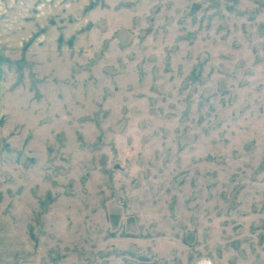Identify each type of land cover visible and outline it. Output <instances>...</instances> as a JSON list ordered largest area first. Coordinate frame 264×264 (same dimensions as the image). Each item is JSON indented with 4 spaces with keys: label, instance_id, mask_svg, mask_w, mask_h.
Returning a JSON list of instances; mask_svg holds the SVG:
<instances>
[{
    "label": "rangeland",
    "instance_id": "rangeland-1",
    "mask_svg": "<svg viewBox=\"0 0 264 264\" xmlns=\"http://www.w3.org/2000/svg\"><path fill=\"white\" fill-rule=\"evenodd\" d=\"M24 1L0 264H264V0Z\"/></svg>",
    "mask_w": 264,
    "mask_h": 264
},
{
    "label": "crops",
    "instance_id": "crops-1",
    "mask_svg": "<svg viewBox=\"0 0 264 264\" xmlns=\"http://www.w3.org/2000/svg\"><path fill=\"white\" fill-rule=\"evenodd\" d=\"M18 1H23V2H25L24 0H0V4H2V5H6V6H11V5H13V4H15V3H17V5H16V7H15V9H16V11L17 10H19V5L20 4H23V2H18ZM2 5H1V7H2ZM14 6V5H13ZM0 7V8H1ZM14 11H11V13H13ZM23 11H20L19 13H22ZM0 18H1V16H0ZM10 28V27H9ZM4 29H8V27H3V23H2V21L0 20V34H1V32L4 30ZM0 222H2V221H0ZM1 224V223H0ZM9 228L7 227V231H5L6 233H8V234H6V237L7 238H10L11 240H13L15 237H17V236H15L14 234H15V232L14 231H12V230H8ZM3 237V231L2 230H0V238H2ZM19 239V238H18ZM16 242H18L17 241V239H16ZM15 242V244L18 246V244ZM2 249L5 251V253L7 254V256L8 257H6V260H11V261H9V263L10 262H12L14 259H18V253L16 252L15 254L13 253V249H15L14 247H13V245H7V247H4L3 246V242H2V240H0V252H1V254H2Z\"/></svg>",
    "mask_w": 264,
    "mask_h": 264
}]
</instances>
